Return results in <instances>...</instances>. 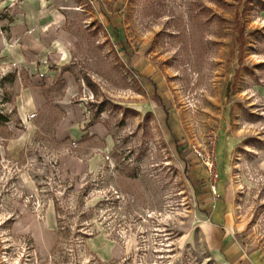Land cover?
Returning a JSON list of instances; mask_svg holds the SVG:
<instances>
[{
  "label": "rangeland",
  "instance_id": "rangeland-1",
  "mask_svg": "<svg viewBox=\"0 0 264 264\" xmlns=\"http://www.w3.org/2000/svg\"><path fill=\"white\" fill-rule=\"evenodd\" d=\"M263 94L264 0H0V264H216L197 153L264 254Z\"/></svg>",
  "mask_w": 264,
  "mask_h": 264
},
{
  "label": "crops",
  "instance_id": "crops-1",
  "mask_svg": "<svg viewBox=\"0 0 264 264\" xmlns=\"http://www.w3.org/2000/svg\"><path fill=\"white\" fill-rule=\"evenodd\" d=\"M219 171L221 176L227 171L222 162ZM190 181L199 211L202 249L216 264H264V254L249 248L243 238L245 226L235 214L234 195L228 178L215 182L213 192L204 168L194 164L190 168Z\"/></svg>",
  "mask_w": 264,
  "mask_h": 264
},
{
  "label": "built area",
  "instance_id": "built-area-1",
  "mask_svg": "<svg viewBox=\"0 0 264 264\" xmlns=\"http://www.w3.org/2000/svg\"><path fill=\"white\" fill-rule=\"evenodd\" d=\"M199 158H201L203 166L207 172L208 178L211 182H215L218 179V173L214 164V158L209 155H202L197 153ZM212 191L215 192L214 185L212 184Z\"/></svg>",
  "mask_w": 264,
  "mask_h": 264
},
{
  "label": "trees",
  "instance_id": "trees-1",
  "mask_svg": "<svg viewBox=\"0 0 264 264\" xmlns=\"http://www.w3.org/2000/svg\"><path fill=\"white\" fill-rule=\"evenodd\" d=\"M153 98H154V101L156 102V104L158 106L162 105V103H161V101H160V99H159L158 96L154 95ZM2 122H7V118H5V117H3V116L0 115V123H2Z\"/></svg>",
  "mask_w": 264,
  "mask_h": 264
},
{
  "label": "bare ground",
  "instance_id": "bare-ground-1",
  "mask_svg": "<svg viewBox=\"0 0 264 264\" xmlns=\"http://www.w3.org/2000/svg\"><path fill=\"white\" fill-rule=\"evenodd\" d=\"M44 222H45V224L48 226V224H47V221L46 220H43Z\"/></svg>",
  "mask_w": 264,
  "mask_h": 264
}]
</instances>
